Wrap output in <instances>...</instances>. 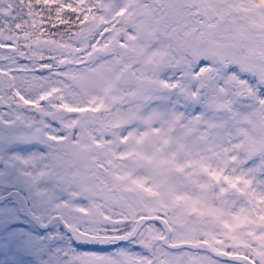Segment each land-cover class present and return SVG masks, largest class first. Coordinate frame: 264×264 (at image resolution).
Instances as JSON below:
<instances>
[{"label":"rangeland","instance_id":"1","mask_svg":"<svg viewBox=\"0 0 264 264\" xmlns=\"http://www.w3.org/2000/svg\"><path fill=\"white\" fill-rule=\"evenodd\" d=\"M80 1L86 13L96 7V16L86 17L79 33L52 44L43 41L42 24L28 13L39 11L41 3L0 0V90L4 95L0 102L17 99L13 93L22 88L34 94V83L40 90L52 83L47 75L34 76L32 81V65L20 61L17 53H48L70 61L56 73L67 78V88L86 90L85 95L88 89L100 90L103 99L116 95L119 107H125L118 118L113 170L93 172V180L112 182L118 190L121 182L132 181L149 187L152 195L174 196L178 203L169 219L173 236L197 239L204 235L214 240L218 233H225L229 241L238 242L245 234L250 236L246 242L254 256L264 262V3L254 10L253 4H245L247 0L64 2L70 6ZM248 7L252 15L246 12ZM56 10L52 6L51 11ZM10 15L17 19L10 20ZM95 47L110 48L112 53L95 64H77L83 56L88 59ZM154 63H158L157 71ZM212 64L217 75L214 88H209L210 82L199 74L212 69ZM223 66L236 72L228 90L223 84L230 83V75ZM125 69L132 70L128 83L117 82ZM133 79L138 87H124ZM147 81L154 84L144 88ZM135 89L139 90L135 98L143 94L149 98L129 103L134 113L123 102L135 96L129 92ZM135 148L146 154L135 156ZM14 154L5 161L12 162ZM23 167L21 162L18 169ZM165 170L166 180L162 179ZM90 172L82 179L85 175L92 179ZM229 186L227 193L223 189ZM6 209L0 205L2 218ZM2 218L0 264H66L34 227L20 224L24 221L10 212ZM181 254V264L186 257L192 258ZM98 259L96 253L86 254L81 264H97Z\"/></svg>","mask_w":264,"mask_h":264},{"label":"flooded vegetation","instance_id":"2","mask_svg":"<svg viewBox=\"0 0 264 264\" xmlns=\"http://www.w3.org/2000/svg\"><path fill=\"white\" fill-rule=\"evenodd\" d=\"M17 56L21 58L20 61L32 65V81L36 80L34 76L47 75L48 81L52 83L45 90H40L34 83V94L22 88L17 94L13 93L17 99L0 102V198L3 197L0 205L1 208L8 209L4 217L10 212L17 220L24 221L20 224L27 223L34 227L52 243L54 253L65 258L66 264L72 261L81 264L82 258L90 253L98 255L97 264H181L184 259L181 252L191 254L192 258H185V264H264L254 256L252 245L246 242L250 240V236L245 234L238 242L229 241L225 233H218L221 235L214 240L204 235L197 239L173 236L172 222L169 219L176 209L174 204L178 203L174 196L152 195L149 187L132 181L127 184L121 182L122 188L118 190L115 187L117 185L112 182L93 180V172L113 170L116 160L112 155L113 148L117 145L115 139L119 134L118 124H121L118 118L125 107H119L116 95L113 98L105 96V104V99L99 95L100 90L94 92L88 89V95H95L88 96L85 95L86 90L67 88L64 85L67 78L62 76L63 73H56L63 70L70 61L65 62L48 53L34 56L17 53ZM100 58L90 62L83 56L77 64H95ZM60 61L63 63L62 67L58 66ZM158 63H154L152 67L156 71ZM40 65H47L49 68L36 70L41 68ZM211 67L208 72L200 71L199 75L207 78L209 88H214L217 67L215 64ZM226 68L230 83L223 85L228 90L229 85L236 81V72H231V66H223V69ZM26 72L29 73L28 70ZM197 72L199 73L198 70ZM150 82L147 81L144 88ZM133 83L134 79L124 87H138ZM152 84L154 82H151V86ZM2 91L3 88L0 90V101L4 96ZM138 91L129 90L135 96L123 102L128 103L127 111L135 113L129 103L145 102L149 98V94L135 98L138 97ZM7 144L10 146L7 147ZM12 151L15 153L13 161H5V157L11 156ZM133 154L139 157L146 152L142 153L135 148ZM27 155L32 157L29 161L24 158ZM21 162L24 167L20 170L18 167ZM35 165L40 168L35 169ZM87 171H91L88 175L92 179L86 175L82 179ZM126 188H132L139 194V204L134 205L126 198L123 192ZM215 188L217 187L212 186L216 191ZM229 189L230 186L223 190L228 193ZM108 193L117 195L108 196ZM28 214L37 217L41 224H46L45 228H39L28 218ZM261 215L258 214L260 217ZM148 217H159L168 224L170 231L166 239L169 244L205 242L213 251L238 257L236 260H228L201 248H170L162 243L164 230L159 221L147 220ZM138 221L141 224L134 236L122 241L116 239L134 231ZM76 231L94 236L101 243L90 244L74 240L73 233L78 235Z\"/></svg>","mask_w":264,"mask_h":264},{"label":"trees","instance_id":"3","mask_svg":"<svg viewBox=\"0 0 264 264\" xmlns=\"http://www.w3.org/2000/svg\"><path fill=\"white\" fill-rule=\"evenodd\" d=\"M39 3H41V8L39 7V11H33V13L29 12L30 18L34 19L37 22H40L42 25L40 27V34H43L45 36L44 42L50 41L52 44H58L60 41H64L63 38H66V36H70L72 34L79 33L81 31V27L84 26V23H86V17L92 18L93 16H96L97 13H95V8L93 7L89 12L86 13L84 10V6L82 2L78 5H74L73 3L70 4V6H67V2H64L65 0H60V3H56L52 0H37ZM75 4L77 2H74ZM260 3H264V0H247L246 5L252 7L260 6ZM243 4V5H245ZM52 6L54 8H57L56 11H51ZM257 7L254 8V10H257ZM248 7V12L250 15L254 13V11L250 10ZM50 9V11H48ZM250 10V12H249ZM241 13H243L244 10H241ZM245 12V13H246ZM10 20L14 21L17 19L16 15H10ZM14 25L17 27V23L14 22ZM1 32H3V29H0ZM44 32L47 34L45 35ZM40 43H42L40 41ZM74 43V42H71ZM39 52V51H38ZM55 52V51H54ZM43 53V52H41ZM57 53V52H55ZM136 158V157H134ZM166 171V170H165ZM166 172H163L162 179L166 180V177L168 174Z\"/></svg>","mask_w":264,"mask_h":264},{"label":"water","instance_id":"4","mask_svg":"<svg viewBox=\"0 0 264 264\" xmlns=\"http://www.w3.org/2000/svg\"><path fill=\"white\" fill-rule=\"evenodd\" d=\"M112 53V49L110 48H100V47H95L94 49H92L91 53H90V56L88 58V60L90 62H95L96 60H98L100 57H105V56H108ZM18 59L21 60V58L18 56ZM60 65H58L59 67H62L63 66V63L60 61L59 63ZM41 68H36V70H46L49 68V66L47 65H40ZM129 76H130V70L129 69H125V70H122L120 72V75L117 79V82H122L123 84L126 82L128 83V80H129ZM124 192V195L126 196V198L132 202L134 205H137L139 204V201H138V198H139V194L137 192H135L132 188H126L123 190ZM3 197H1L0 199H2ZM28 218L33 221L35 224L38 225L39 228L43 229L45 228L46 224H41L39 219L35 216H32L31 214H28L27 215ZM147 220H157L159 221V223L161 224L163 230H164V234L161 238L162 240V243L166 244L168 247L170 248H180V247H187L189 249H198V248H201V249H204V250H207L209 252H211L212 254H214L215 256H219L221 258H225V259H228V260H236L237 259V255H230V254H226L224 252H216V251H213L207 243L205 242H197V243H190V242H179V243H174V244H169L167 242V235L170 231V228L168 226V224L164 221V220H161L159 217H148L146 218ZM141 224V222H137L135 228H134V231H132L130 234L126 235V236H119L117 237L116 239L118 241H122V240H126L128 238H131L132 236H134V234L137 232L138 228H139V225ZM78 235H74L73 233V237H74V240H79V241H84V242H88L90 244H100L101 242L97 241L94 236H90V235H87L85 233H81V232H78Z\"/></svg>","mask_w":264,"mask_h":264}]
</instances>
